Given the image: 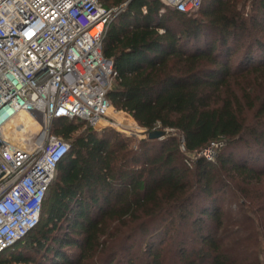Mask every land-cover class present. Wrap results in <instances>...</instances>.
<instances>
[{"label":"trees","instance_id":"obj_1","mask_svg":"<svg viewBox=\"0 0 264 264\" xmlns=\"http://www.w3.org/2000/svg\"><path fill=\"white\" fill-rule=\"evenodd\" d=\"M100 2L124 6L103 40L117 71L111 104L168 133L57 119L54 132L71 149L39 224L0 264H263L264 229L231 225L235 213L264 209L251 190L264 178V0L162 13L161 0ZM229 190L242 198L237 209L226 205Z\"/></svg>","mask_w":264,"mask_h":264},{"label":"built area","instance_id":"obj_2","mask_svg":"<svg viewBox=\"0 0 264 264\" xmlns=\"http://www.w3.org/2000/svg\"><path fill=\"white\" fill-rule=\"evenodd\" d=\"M161 1V13L167 7L192 12L202 4ZM123 9L100 0H0V253L39 224L59 162L71 149L53 131L54 122L80 118L96 127L111 119L107 94L117 71L103 40ZM22 111L40 128L16 140L5 129ZM219 145L213 142L204 154L214 158Z\"/></svg>","mask_w":264,"mask_h":264},{"label":"rangeland","instance_id":"obj_3","mask_svg":"<svg viewBox=\"0 0 264 264\" xmlns=\"http://www.w3.org/2000/svg\"><path fill=\"white\" fill-rule=\"evenodd\" d=\"M258 77L259 76L257 74H255V75H253L252 80L257 81ZM240 80L243 81V79H241V78H240ZM113 109L116 111H122V110L117 109L115 106H113ZM249 115H250L249 118H252L251 113ZM110 116H111V119H108L109 121L106 120L105 121L106 123L104 125L95 127L99 132H101L102 129H104V128H113V129L119 130L121 132H124L128 135L136 134L138 137H144L142 135V132H141L144 128L141 127L136 120H135L136 123L131 124L130 121L125 120L128 117V116H125L126 118H124V120H123L124 122L118 124V119H116V117L113 116L112 113H110ZM55 127H56V122H54L53 131H55ZM262 165L264 166V163ZM251 187H252L251 190L253 193H255L257 195H259V194L264 195V178L262 179V181H260L256 184H253ZM233 192L234 191H232V190H229L227 192L226 205H229V206L231 205V207L233 209H237L239 207V201L242 198L238 197V196L234 197ZM231 199H232V201H231ZM260 199H264V196ZM239 215H241V216H238L236 213L233 215V217H235L237 219V223H232V225H231V229H233L234 231H241V232L246 233V234H250L251 232H253L254 234H258L259 232H262V229H264V209H262V210L260 209L258 212H255V208H252L246 214H239ZM22 244H23L22 242L19 243L17 245V247L20 248L22 246ZM22 249H25V248H22ZM260 256H261V260L264 264V253H262Z\"/></svg>","mask_w":264,"mask_h":264},{"label":"bare ground","instance_id":"obj_4","mask_svg":"<svg viewBox=\"0 0 264 264\" xmlns=\"http://www.w3.org/2000/svg\"><path fill=\"white\" fill-rule=\"evenodd\" d=\"M109 112L112 113L116 119H118V124L124 122L123 120L126 118V115L121 111H116L113 109V107H111ZM125 120L130 121L131 124L136 123L128 118ZM105 121L106 120H101L99 122V126L104 125L106 123ZM20 126L23 127V130L20 128ZM39 128L40 126L35 122L32 115L27 111H22L11 120V122L6 127L5 132L9 136H13V138L16 140H25L27 137L31 136L33 132H37Z\"/></svg>","mask_w":264,"mask_h":264},{"label":"water","instance_id":"obj_5","mask_svg":"<svg viewBox=\"0 0 264 264\" xmlns=\"http://www.w3.org/2000/svg\"><path fill=\"white\" fill-rule=\"evenodd\" d=\"M143 136H149L150 138H163L167 135L168 131L166 129H153V130H148L144 128L142 131ZM19 242V241H17Z\"/></svg>","mask_w":264,"mask_h":264}]
</instances>
